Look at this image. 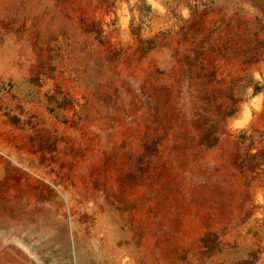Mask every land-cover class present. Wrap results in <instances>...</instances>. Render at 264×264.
Listing matches in <instances>:
<instances>
[{"label": "rangeland", "instance_id": "rangeland-1", "mask_svg": "<svg viewBox=\"0 0 264 264\" xmlns=\"http://www.w3.org/2000/svg\"><path fill=\"white\" fill-rule=\"evenodd\" d=\"M0 203L1 263L264 264V0H0Z\"/></svg>", "mask_w": 264, "mask_h": 264}, {"label": "bare ground", "instance_id": "bare-ground-1", "mask_svg": "<svg viewBox=\"0 0 264 264\" xmlns=\"http://www.w3.org/2000/svg\"><path fill=\"white\" fill-rule=\"evenodd\" d=\"M1 209H4L7 212V215L5 214L6 216L0 217V231H2L0 232V261H5V259H2V255L4 253H9L10 248H13L12 245L10 247L8 244H5L6 239H5L4 233L9 232L12 235H21V232L25 230L24 232L27 231L26 234L30 235L31 233L34 232L35 229H40V230H45V231L50 230L49 229V225H50L49 218L42 214L41 216L37 214L32 215L30 211H27L23 203L20 204V207L16 209V211L14 212L16 218H13L14 215L10 213L11 207L9 206V204L0 203V210ZM24 232H23V236L24 235L27 236L26 234H24ZM58 232L61 236V240H63L64 242V232H63V226L61 224H59L58 226ZM13 252L18 255L15 258L17 259L22 258L23 261H9L7 263L0 262V264H20L21 262L25 263L28 261V259L24 256V254L20 250L14 248ZM78 264H85V263L84 261H78Z\"/></svg>", "mask_w": 264, "mask_h": 264}]
</instances>
